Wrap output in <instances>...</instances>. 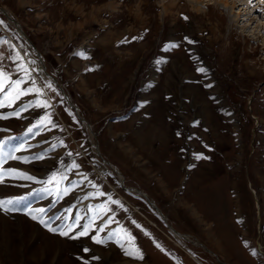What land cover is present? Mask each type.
I'll use <instances>...</instances> for the list:
<instances>
[{
    "label": "rangeland",
    "instance_id": "rangeland-1",
    "mask_svg": "<svg viewBox=\"0 0 264 264\" xmlns=\"http://www.w3.org/2000/svg\"><path fill=\"white\" fill-rule=\"evenodd\" d=\"M240 3L0 0V68L16 79L23 76L17 64L35 61L28 66L43 70L32 73L39 98L52 105L0 120V168L37 178L0 184V200L27 206L0 211V264H264V0ZM171 44L180 47L164 51ZM80 51L90 59L74 54ZM17 52L22 60L14 62ZM46 113L58 127L30 133ZM9 153L45 159L4 163ZM73 163L79 168L68 171ZM53 172L66 174L62 188L76 185L59 200L42 183ZM92 184L127 211L110 205L89 236L69 239L25 215L48 209L45 220L72 224L76 236L83 230L76 217L88 224L107 202L84 199L97 191ZM108 216L114 221L100 233L107 243L98 245L90 237ZM121 227L135 237L142 261L108 239Z\"/></svg>",
    "mask_w": 264,
    "mask_h": 264
},
{
    "label": "snow or ice",
    "instance_id": "snow-or-ice-1",
    "mask_svg": "<svg viewBox=\"0 0 264 264\" xmlns=\"http://www.w3.org/2000/svg\"><path fill=\"white\" fill-rule=\"evenodd\" d=\"M251 2V0H250ZM184 19H188L187 17H184ZM0 24H3V21L0 20ZM135 39H143V37H133V40ZM185 40L189 43L192 44L194 43L193 40L188 39L185 37ZM127 38L125 41H121V43H126ZM180 47L179 44H171L165 47L164 51H170L171 49H175ZM75 55L80 56L82 59H90L83 51L76 52L74 53ZM13 61H18L22 60V57L20 56L19 52L15 54L14 57H12ZM35 61H29L28 63H19L16 65V72L17 73H23V76H20L19 78L13 79V75L2 68H0V109L5 108V107H13L14 105H17L18 102L22 101L24 97H27L29 95L35 94L37 96V99L35 101H29L26 104H22L20 106L19 110L14 111L10 114L4 115L0 114V120H7L10 117L14 116L17 118L21 117V114L23 112H27L29 108H43V109H48L51 108L52 105L44 99H40L39 97L43 96V88L38 87L36 83V79L33 77L32 73L33 71H43L42 69L38 68H29L28 64H35ZM93 69H86V71H92ZM199 72L203 73L206 70L204 68H199L197 69ZM31 86L25 87V85L29 84ZM210 86V85H207ZM44 87L52 90L53 92H56V89L53 87V84L50 81H46ZM59 95V93H57ZM67 111V109H66ZM70 116H73L71 112H69ZM73 119L75 117L73 116ZM45 127V128H57L58 125L53 121L52 119V114L51 113H46L45 116H43L40 121L36 124L33 125L32 128H29L28 131L31 133L33 131V128H38V127ZM39 133H37L38 135ZM179 135V133H177ZM61 145H63V141H60ZM2 147V145H0ZM20 146H17L13 151L19 150ZM53 149L56 147V145H52ZM71 155V153H69ZM208 157H205L203 154H197L195 156L196 160H201V159H207ZM45 159V156L43 154H36L32 156L31 158L29 157H20L17 155H14L12 153H9L7 156L4 157L3 162L7 163L8 160H17L20 161L21 163H31L32 161H42ZM194 167V165H193ZM79 168V165L76 163H73L71 165V168L68 169V171H71L72 169ZM6 177H14V178H19L27 181H33L36 182L37 178L35 176L29 175L28 173L19 171L16 168H8V169H3L0 168V184L5 183ZM67 179V176L64 172H53L46 181H43L42 183L46 185H53V188H45L44 191L48 192L51 194L53 191L55 192V195L57 196V199H62L64 196H67L70 191H72L76 185H72L71 187H61L63 184V181ZM83 179L87 180V176H84ZM91 183V182H89ZM93 188H97V191L95 193H89L84 197V199H88L90 196H98V197H107V202L106 203H101L95 206L94 214L89 221L88 224H85L81 226L79 224L80 217H76V226L77 227H82L83 230L78 232L76 236H71L70 233L73 231V225L68 224L64 228H57L53 227L50 221L53 219V217H49L48 220H45L43 218L44 213L48 211V209L45 208H39L36 210L32 209H27L25 211V215L29 216L33 221H37L41 225H43L47 230L51 233L58 234L60 236L68 237L69 239L73 238H78V237H84V236H89L90 232L93 231L92 225L95 223L96 219L102 218L103 216L107 215L108 213H112L113 209L110 207V205H118L120 208L124 209L127 211L126 208H124V205L116 199H113L111 195H108L104 191H100L97 185L92 184ZM21 200L23 198H20ZM24 208H27V206H23V208L13 200H0V211H3L4 213L8 212H15V211H23ZM34 211L36 214H34ZM66 212H71L72 209L68 208L65 210ZM55 219H60V217H56ZM114 221V216H108V219L104 221L103 225L96 228L95 235H91V240L96 243V244H105L107 243V240L103 237L100 236L101 232H104L105 229L108 227L109 224H111ZM132 224L135 225L136 228L140 229L141 225L138 224L135 220L131 221ZM144 235H149L147 231H144ZM109 240H114L115 243H117L123 250L124 255L128 256L132 259L135 260H140L142 261L144 259V255L141 252L140 248L136 246L135 244V237L125 228L121 227L114 232L110 233L108 236ZM122 241H127V247H125L124 243ZM157 248H160L161 251H164L163 248L159 244H156ZM85 252L89 251V249H84ZM255 254V253H254ZM93 259H99V257H93ZM87 264V262H86Z\"/></svg>",
    "mask_w": 264,
    "mask_h": 264
},
{
    "label": "bare ground",
    "instance_id": "bare-ground-1",
    "mask_svg": "<svg viewBox=\"0 0 264 264\" xmlns=\"http://www.w3.org/2000/svg\"><path fill=\"white\" fill-rule=\"evenodd\" d=\"M190 2H192V5L194 6V7H200V1H202V0H189ZM221 1H223V4H225V6H227V5H229V0H221ZM252 1V0H251ZM240 2H242V3H240L239 5H241V6H247V5H252L251 4V2H250V0H240ZM197 3V4H196ZM202 4V3H201ZM255 5V4H254ZM261 7V6H260ZM231 8H235V5H232V7ZM196 10H200V8H196ZM242 12V11H241ZM247 13V12H246ZM245 14V13H244ZM251 14V13H250ZM248 15V14H247ZM247 17H250V16H247ZM247 17H245V19L247 18ZM244 19V20H245ZM250 27H252V26H250ZM253 30V29H252ZM258 34V33H257ZM97 149H98V147H97ZM101 157V156H100Z\"/></svg>",
    "mask_w": 264,
    "mask_h": 264
},
{
    "label": "water",
    "instance_id": "water-1",
    "mask_svg": "<svg viewBox=\"0 0 264 264\" xmlns=\"http://www.w3.org/2000/svg\"><path fill=\"white\" fill-rule=\"evenodd\" d=\"M16 25L18 26V23H16ZM30 44H31V46L33 47V49L37 52V54H38L40 60L43 61V60H44V59H43V56H42V54L38 51V49L36 48V46H35L33 43H31V42H30ZM71 104L75 107V105H74L73 103H71ZM83 121L86 122V120H85L84 118H83ZM86 124H87V122H86ZM107 164H110V163L107 162ZM152 204H153V203H152ZM154 205H155V203H154ZM154 205H153V206H154ZM155 206H156V205H155ZM156 207H157V206H156Z\"/></svg>",
    "mask_w": 264,
    "mask_h": 264
}]
</instances>
